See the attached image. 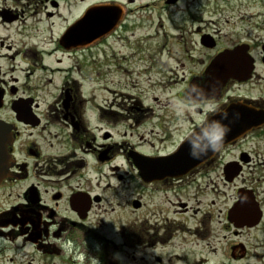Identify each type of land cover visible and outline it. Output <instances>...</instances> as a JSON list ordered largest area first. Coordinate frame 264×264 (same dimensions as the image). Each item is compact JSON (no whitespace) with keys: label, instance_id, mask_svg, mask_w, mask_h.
<instances>
[{"label":"flooded vegetation","instance_id":"flooded-vegetation-1","mask_svg":"<svg viewBox=\"0 0 264 264\" xmlns=\"http://www.w3.org/2000/svg\"><path fill=\"white\" fill-rule=\"evenodd\" d=\"M236 6L237 0H0V123L13 139L9 175L0 183V264H96L94 259L121 264L116 254L123 264H206L193 254L212 232V214L204 206L209 200L213 204V188L217 195L233 191L231 209L248 196L261 212L259 225L250 228L235 224L229 209L224 230L231 228L240 238L245 230L263 226L264 158L253 141L264 137V101L228 93L231 86L253 82L257 62L250 39L237 31L232 37L225 29V24L245 23L227 15L241 10ZM158 12H166L171 27L191 37L174 59L201 65L189 76L182 98L199 118L189 116L192 129L231 108L259 125L179 176L169 158L186 138L158 152L118 143V123L132 128L152 111L141 104L96 103L83 90L86 80L100 75L106 58L101 48L115 37L147 30ZM86 29L95 32L88 41ZM140 42L132 47L139 50ZM92 50L95 55H85ZM234 52L238 58L225 62L243 63L248 55L250 78L229 80L192 108L185 94L199 98L200 89L190 86L204 87L210 66ZM73 59L74 66L65 67ZM55 75L64 80L54 86ZM116 181L124 182L119 190ZM119 193L126 199L119 201ZM193 205L204 209L198 221L201 210L193 211ZM233 243L232 258L243 259L245 246Z\"/></svg>","mask_w":264,"mask_h":264},{"label":"rangeland","instance_id":"rangeland-1","mask_svg":"<svg viewBox=\"0 0 264 264\" xmlns=\"http://www.w3.org/2000/svg\"><path fill=\"white\" fill-rule=\"evenodd\" d=\"M152 1L148 0V3ZM237 1L236 7L241 10L236 15L231 13L227 15L229 18H234L236 22L243 18L245 23L243 25L238 23L237 26L225 24V29L232 37V34H236L237 31L243 33L246 39H250L257 62L253 82L246 86H231L228 93L234 98L243 97L261 103L264 101V64L261 62V47L264 45V0ZM149 12L153 13L151 7ZM169 18L166 12H158L152 17L153 25L149 22L150 27L147 30L134 31L133 36L126 34L112 39L108 47L101 48L103 51L101 56L106 55V58H102L99 64L100 75L97 76L95 73L93 78L86 80L83 86L84 92L90 93L91 97H96V103L141 104L143 109L152 111L144 113V118L139 125L133 124L132 128L129 127L131 123L125 122L118 123L116 126L118 143L125 141L144 152L171 150L175 144L182 142L186 132L192 129V123L188 120L189 116L199 119L194 116L190 108L186 107L185 103L182 109L176 107L180 102H184L183 92L187 89L189 76L198 73L201 65L174 59L181 55V44H184V41L190 42L191 37H188L184 31L171 27ZM180 35L184 40L175 39ZM166 39L168 40L165 43ZM135 41H142L139 50L132 47ZM94 52L92 50L85 55H95ZM73 61L74 59L65 67L74 66ZM63 76H52V84L59 85L64 80ZM72 76L80 79L77 71L72 72ZM254 138L258 139V136ZM253 143H259L263 154L261 158H264V137L261 136L260 141L254 140ZM117 165H121L120 160L117 161ZM259 173L261 178L262 172ZM119 174L124 175V172L120 171ZM127 179L128 176L124 175V181ZM123 183L116 181L118 190ZM214 189L216 188H213L211 192L213 204L209 200L206 203L208 206H204L207 208L206 211H211L212 214L209 224L212 232L195 248L194 260L205 258L206 264H264V222L260 228L245 230L242 237L235 238L233 229L224 230L225 214L231 209L233 191L225 189L222 190L224 195L223 193L217 195ZM260 191L264 193V185ZM124 199L126 196L123 197L119 193L118 200ZM197 209L201 211L196 215V221L200 219L204 210L193 205V211ZM233 242L245 246L247 254L243 259L235 261L232 258L230 247L234 244Z\"/></svg>","mask_w":264,"mask_h":264},{"label":"water","instance_id":"water-1","mask_svg":"<svg viewBox=\"0 0 264 264\" xmlns=\"http://www.w3.org/2000/svg\"><path fill=\"white\" fill-rule=\"evenodd\" d=\"M84 35L89 36L88 31H85ZM85 40L88 41L90 39L89 37H86ZM247 57L248 55H245V62L243 63H231L225 62V60L238 58L235 52L222 55L219 58V61L210 66L208 72L209 80L204 87H201V89H203L207 94H214L219 89V87L222 88L231 79L240 81L248 80L253 69L252 64L247 62ZM227 113L228 119L225 120L224 123L228 124L231 130L226 135L223 145L240 138L244 134L245 130H248L253 126H259L254 125L255 123L253 124L248 122L247 117L240 114L236 109L231 108L229 111H227ZM237 114H239L238 117ZM219 119L220 117L218 120ZM243 121L245 123H243ZM240 122L241 124H239ZM12 142L13 139L11 137L9 128L0 123V183L9 175L8 173L11 166V157L8 152V146H10ZM210 154L211 152H209L206 156H202L200 159H193L189 155V145L186 141L180 147L177 153L169 158L173 161L171 171L176 176L185 174L191 169L195 168L200 162L206 160ZM241 199L242 202L230 210L229 216L233 219L235 224H237L236 222H241V224L250 228L258 226L261 221V212L258 209L257 204H255L252 198L248 196H243Z\"/></svg>","mask_w":264,"mask_h":264},{"label":"clouds","instance_id":"clouds-1","mask_svg":"<svg viewBox=\"0 0 264 264\" xmlns=\"http://www.w3.org/2000/svg\"><path fill=\"white\" fill-rule=\"evenodd\" d=\"M197 88L200 89V96L191 97L188 91L185 94V100L192 108H198L201 106V102L207 97V93L200 88L199 85H191L189 89L195 91ZM184 102H180L176 105L177 108L183 107ZM210 111H215V106H209ZM220 119H207L203 120L201 125L196 129H189L185 138L189 145V155L193 159H200L202 156L208 155L209 152L216 153L219 152L224 144V139L228 132L231 130L228 124H225L224 121L228 119L227 110H223L219 113ZM239 114H237L238 117ZM115 259L120 260L123 264V258L116 254ZM149 258L152 261V256L149 253ZM96 264H99L97 259H94Z\"/></svg>","mask_w":264,"mask_h":264},{"label":"bare ground","instance_id":"bare-ground-1","mask_svg":"<svg viewBox=\"0 0 264 264\" xmlns=\"http://www.w3.org/2000/svg\"><path fill=\"white\" fill-rule=\"evenodd\" d=\"M104 31V30H102ZM89 39H92L94 37L95 32L91 29H88Z\"/></svg>","mask_w":264,"mask_h":264}]
</instances>
